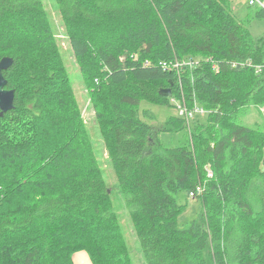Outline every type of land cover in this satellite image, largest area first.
Wrapping results in <instances>:
<instances>
[{"label":"trees","instance_id":"16d2710c","mask_svg":"<svg viewBox=\"0 0 264 264\" xmlns=\"http://www.w3.org/2000/svg\"><path fill=\"white\" fill-rule=\"evenodd\" d=\"M55 2L145 263L264 264V129L238 118L264 108V71H255L264 35L249 30L264 10L247 4L238 18L230 0ZM53 32L43 0H0V60L13 58L3 74L15 91L0 112V264H76L78 252L91 264H133ZM182 97L207 115L168 147L160 134L186 130L185 119L155 127L140 103ZM205 179L198 215L180 227V194Z\"/></svg>","mask_w":264,"mask_h":264},{"label":"rangeland","instance_id":"374dc122","mask_svg":"<svg viewBox=\"0 0 264 264\" xmlns=\"http://www.w3.org/2000/svg\"><path fill=\"white\" fill-rule=\"evenodd\" d=\"M230 1L234 15H236L238 18H244L248 12V0ZM43 3L47 11L48 18L53 25V36L60 51V55L62 58L61 64L66 69V72L72 84V89L75 95L74 97L76 98L77 103L81 109L85 129L87 132L86 136H89L90 143L92 145L95 165L101 170L108 187L111 189V196L115 212L119 218V224L124 233L130 258L133 264H146L144 256L140 250L139 241L133 223L130 219L129 209L126 206L124 199L120 196L117 188L116 174L112 164L109 161L108 142L102 134L101 125L98 121L96 110L92 105L90 93L85 87L84 78L80 68L81 65L75 58V55L71 50L69 29L64 22L62 15L58 11L55 0H43ZM258 10V7H253L250 9L251 12H255ZM249 30L255 38L263 36L264 16L252 17L250 19ZM0 53L2 54V48H0ZM33 56L35 57H31L29 59L37 60V58H39V53L37 54V51H35ZM173 104L174 106H162L151 104L147 101H142L140 103L141 119L148 124H153L155 127H160L166 123L169 117L179 116L176 102H174ZM262 107V105H250L241 110L238 118L248 126H254L255 128L258 127L260 129H264V118H262L264 108ZM200 118L201 117H198L195 120L191 121L189 125L186 123V130L184 129L185 131L182 130L176 133H161L160 138L162 142L168 147L179 146V144L186 141V138L188 136L190 138L192 130L197 125V121ZM206 170L207 177L212 178L214 174L210 167V164L206 165ZM208 170L212 172V176H209ZM206 182L207 181L205 179L198 185H203L205 187ZM179 201L188 204L185 212L179 217L178 220L179 226L183 227L196 218L201 209V203L197 200V198H192L188 192L181 193L179 196ZM85 264L87 263L85 262Z\"/></svg>","mask_w":264,"mask_h":264},{"label":"built area","instance_id":"2783aa9c","mask_svg":"<svg viewBox=\"0 0 264 264\" xmlns=\"http://www.w3.org/2000/svg\"><path fill=\"white\" fill-rule=\"evenodd\" d=\"M248 3L252 7H258V8H261L264 10V0H248ZM145 65H150V64H149V62H147V63L145 62ZM161 65L164 68L172 70L173 68L179 69L182 66L183 67L193 66L194 62L193 61L182 62V63L176 62L171 66L167 65L166 63H162ZM245 65H251V62H249V63L234 62L231 64V67L232 68H238L237 66L244 67ZM215 67L216 66L214 65V68ZM255 71L257 73L264 71V65H256ZM174 102H176V105H177V110L179 112L178 115L180 117H183L188 125L191 123V121L195 120L196 118L204 117L207 115V111L203 107H201L197 104H194L193 107H189L187 105L185 97H182V99H177ZM208 174H209V176H212V172L210 170H208ZM204 190H205V187L203 185H197V187L195 189L191 190L189 192V194L192 198H197L198 196H200L203 193Z\"/></svg>","mask_w":264,"mask_h":264},{"label":"water","instance_id":"95a60500","mask_svg":"<svg viewBox=\"0 0 264 264\" xmlns=\"http://www.w3.org/2000/svg\"><path fill=\"white\" fill-rule=\"evenodd\" d=\"M13 64V58L3 57L0 60V112L1 115L11 110L14 106L15 91L6 89L7 79L5 78L3 71L10 68ZM160 94L165 97H172V89L164 88L160 91Z\"/></svg>","mask_w":264,"mask_h":264},{"label":"crops","instance_id":"0c3cea01","mask_svg":"<svg viewBox=\"0 0 264 264\" xmlns=\"http://www.w3.org/2000/svg\"><path fill=\"white\" fill-rule=\"evenodd\" d=\"M75 262L76 264H91V261L89 259V256L85 252H78L75 254Z\"/></svg>","mask_w":264,"mask_h":264}]
</instances>
